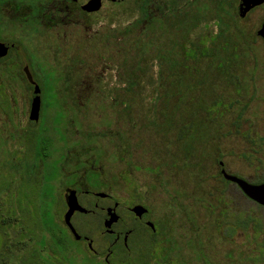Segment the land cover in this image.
<instances>
[{"label":"rangeland","instance_id":"rangeland-1","mask_svg":"<svg viewBox=\"0 0 264 264\" xmlns=\"http://www.w3.org/2000/svg\"><path fill=\"white\" fill-rule=\"evenodd\" d=\"M52 1H20L21 17L7 11L0 17V39L21 43L0 65V94L17 110L0 108L3 210L23 197L35 209L21 214L31 236L49 224V212L63 229L64 190L74 187L90 160L107 186L87 188L111 195L105 203L117 202L123 225L134 226L128 259L121 252L113 264H145L150 247L148 264H264V227L225 236L231 194L254 219L264 210L242 199L218 167L221 161L252 185L264 182V42L255 35L264 6L240 19L238 0H126L105 3L95 15L74 12L56 26L26 20L29 7L40 4L43 12ZM16 63L30 66L43 96L49 93L61 108L75 111L64 134L73 144L61 151L53 190V170L47 173L43 161L37 186L41 166L25 149L31 90ZM48 79L56 80L51 91ZM51 190L53 197L45 196ZM78 202L90 209L103 201L83 195ZM136 204L150 209L142 224L127 213ZM12 213L14 220H0V258L18 229L20 214ZM72 216L75 230L95 236L94 249L104 250L97 219ZM146 221L156 228L153 239ZM68 246L60 253L66 261L27 240L9 262L20 264L35 248L48 264H103L105 255L93 257L82 242L69 240Z\"/></svg>","mask_w":264,"mask_h":264},{"label":"flooded vegetation","instance_id":"flooded-vegetation-1","mask_svg":"<svg viewBox=\"0 0 264 264\" xmlns=\"http://www.w3.org/2000/svg\"><path fill=\"white\" fill-rule=\"evenodd\" d=\"M20 1L23 3L26 0H0V17L4 16V11L7 12H13L14 19H18L21 17V7L19 6ZM92 0H53L52 6L49 8H46L42 12V9L39 5H30L28 11L25 14V18L28 21H37L42 20L44 23V26L47 27L49 22H52L59 25L58 20H71L72 14L75 13H81V15L90 16L98 14L103 5L105 3L115 4L120 2H125L126 0H99L96 1L94 5L88 6L89 2ZM240 4V0H238L237 6ZM264 3L260 4L258 7L252 9L248 14L253 12L255 9L259 7H263ZM97 7V8H96ZM88 8H91L90 10ZM246 15V17L248 16ZM245 17V18H246ZM264 22V21H263ZM262 22V23H263ZM42 23V24H43ZM261 23V25H262ZM260 25V26H261ZM260 29V27H259ZM258 29V30H259ZM257 33V32H256ZM255 33V35H256ZM256 37H258L256 35ZM260 38V37H258ZM261 39V38H260ZM262 40V39H261ZM263 41V40H262ZM264 42V41H263ZM0 44L8 46L6 55L3 57H0V65H2L5 61H7L11 55H13L15 52H17L18 45H20V41L14 40H3L0 39ZM16 66L18 69L21 67V73H20V79L22 82H24L28 88L31 90V94L29 96V104H28V111L26 112L27 120L29 123V126H27V129H25V139H24V145L26 144V150L28 151V154L33 156L35 161L39 162L40 168L39 172L41 171V174H38L34 177L35 182L37 183V186L41 185L40 180L43 182V177L41 178L40 175H42V169H43V161L47 165V173H52L53 180L50 181V186L52 187V182L56 179L57 176V166L59 162L64 157V154L61 152L63 149H69V144L71 143L66 139L64 136L66 131V120L68 118V114H74V110L72 109H63L59 105V102L57 100H53L51 98V95L47 93L48 96H43L44 94L41 92L40 89V83L37 79V76L35 73L32 74L30 66H22L20 63H16ZM56 80L48 79L45 81V87L48 88V91H51L53 83H55ZM38 89L40 91V104H39V111L37 118H34L32 116V106L34 101V92ZM46 89V88H45ZM46 97V100H45ZM12 99H8L6 101L2 98L0 94V108L5 111L6 110L16 114L17 110L11 106ZM13 114V115H14ZM24 114V113H23ZM74 123V121L70 122ZM73 144V143H71ZM43 152H46L43 154ZM70 152V151H69ZM71 152H73L71 150ZM43 155V159L40 158ZM73 156L76 158V153L73 154ZM85 166L88 167V169H84L83 173L79 176L78 181L75 183L74 187L72 188H66L64 190L63 200L65 204V212L62 217L63 221V229L59 227L52 219V216L50 212L49 215V224L46 226H43V231L39 235L31 236L30 233L25 229V227H22L21 225V214L25 212V209L28 211L34 212V208H29L30 205H25L23 200L24 198L18 197L16 200V206L14 209H5L3 210V207L0 206V220L3 223H7L9 220H14L15 217L13 215V210H15L16 213L20 214V219H18L16 228L18 227L17 231L13 232L10 238L6 241V247L4 248L3 255L0 258V264H13L9 262L10 257L13 255L15 251H23L26 248L27 240L28 241H35L39 244H44L49 248V250L52 253V257L55 258V256L61 257V259L66 260V257H62L60 253H65L70 251V247L68 246L69 240H75L77 242H82L86 245L87 250L93 255L95 258L101 257V255H105L103 258V264H113L115 262L116 258H119L118 255L122 252L125 255V259H128L130 255L131 247L129 245V238L132 236L134 231V226H127V224L123 225L122 217L118 215V213L121 214L119 210V205L117 202H114L113 206L110 207L105 203V201H109L113 199V197L109 194L103 193V192H91L89 191L91 189H101L102 187L105 188L107 185L106 183L100 182V172L98 169H95L92 164V161H86L84 163ZM85 167V168H87ZM219 167V176L220 178L226 183L233 184L235 187H237V191L234 189L235 192L239 193L240 197L242 199H245V201L252 203L253 205L257 206L260 209L264 210V207L257 205L253 201L249 200L239 189V187L231 183L223 178L222 170L231 176H234L238 179L246 181L247 179L241 178L240 176H236L234 174H230L225 166L224 163L219 161L218 162ZM249 181V180H248ZM247 182V181H246ZM249 183V182H248ZM264 183V182H262ZM261 183V184H262ZM251 184V183H250ZM87 186L89 188H87ZM52 190L50 193H44L45 196H48L49 198H52ZM74 194L76 197V200L78 202V198L85 195V196H91L93 199H96L97 201L102 202V205H95L92 206L90 209L84 208L81 204L78 205L84 210V212L76 211L73 213L79 214V215H91L97 219L99 222V229L96 234L97 237H100L102 239V242H105V248L101 252L98 251V247L94 249L93 247V239L92 237L85 236L84 234H79L77 230H75L74 225L71 222V219L73 216H71L70 223L72 228L74 229L75 233L78 235L79 239H76L72 230L66 223V213L68 211V205L66 202L67 196L69 194ZM98 194H104L105 197H99ZM46 197V198H48ZM117 204V206H115ZM136 206H142L139 204L133 205L131 208H128L130 213L127 212L131 218L137 222L141 223L145 220V217H147L150 214V209L142 206L144 209H146V213L143 214L141 217H137L135 214L132 213L131 209ZM41 209V207H40ZM119 210V211H118ZM126 212V211H125ZM114 214V215H113ZM112 219V223L108 226L107 223ZM115 219V220H114ZM14 223V221H13ZM148 223H151L153 229L148 225ZM10 224V222H9ZM12 224V222H11ZM142 224V223H141ZM256 226L257 228H263L264 222H255L250 223L249 226ZM248 226V228H249ZM101 227V228H100ZM130 227V228H127ZM145 229H148L149 233V239H153L156 235V228L154 224L151 221H146L143 225ZM247 228V229H248ZM147 231V230H146ZM43 232L47 233L49 238L46 239L43 236ZM99 235V236H98ZM30 236V237H29ZM62 250H60V249ZM57 251V253H56ZM39 251L37 249H29L26 251L25 254L22 255V257L19 259L20 264H33L31 262H43L45 264H48L47 261L43 259L39 255ZM61 255V256H60Z\"/></svg>","mask_w":264,"mask_h":264},{"label":"water","instance_id":"water-1","mask_svg":"<svg viewBox=\"0 0 264 264\" xmlns=\"http://www.w3.org/2000/svg\"><path fill=\"white\" fill-rule=\"evenodd\" d=\"M99 1V0H96ZM95 0H92L89 2L88 6L91 7V5H94ZM264 3V0H240V4L236 7V14L240 19H244L246 15L254 8L258 7L260 4ZM97 8V7H96ZM89 10L91 8H88ZM256 35L260 37L264 41V22L260 26V29L257 31ZM8 46L1 45L0 44V57H3L6 55ZM40 91L38 89L34 92V101L32 106V116L34 118H37L38 111H39V104H40ZM223 178L231 183L236 184L239 189L242 191V193L251 201L256 203L259 206L264 207V183L259 185H252L244 180L238 179L234 176L226 174L222 170ZM99 197H105L104 194H98ZM67 205H68V211L65 215L66 217V223L72 230L74 236L76 239H79L78 235L75 233L74 229L71 226L70 219L74 212H84V210L78 205V202L76 200L75 195L69 194L66 199ZM117 206V204L115 205ZM132 213L135 214L137 217H141L143 214L146 213V209H144L142 206H136L131 209ZM114 215V214H113ZM115 220V219H114ZM113 221L110 219V221L107 223L106 226L111 224ZM148 225L153 229L151 223H148Z\"/></svg>","mask_w":264,"mask_h":264},{"label":"trees","instance_id":"trees-1","mask_svg":"<svg viewBox=\"0 0 264 264\" xmlns=\"http://www.w3.org/2000/svg\"><path fill=\"white\" fill-rule=\"evenodd\" d=\"M231 195L232 196L230 197L229 201L233 206L231 209L232 214L227 216V222H228L227 226L228 227L225 229V236H232L239 230L245 231L248 228L250 223L264 222V215H262L261 217L257 219H254L249 214L250 212L248 213L249 210H247L246 207L242 209L243 206L240 205V200L234 194H231ZM237 207H240L241 209L239 210V208ZM151 251L152 249L150 247L148 253L146 254L147 263L145 264H148L149 262V259L151 257Z\"/></svg>","mask_w":264,"mask_h":264}]
</instances>
